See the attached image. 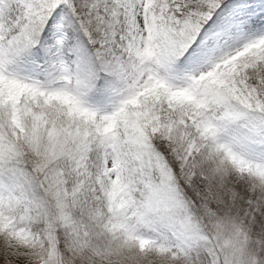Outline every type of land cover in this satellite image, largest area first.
<instances>
[{"label":"snow or ice","instance_id":"1","mask_svg":"<svg viewBox=\"0 0 264 264\" xmlns=\"http://www.w3.org/2000/svg\"><path fill=\"white\" fill-rule=\"evenodd\" d=\"M0 264H264V0H0Z\"/></svg>","mask_w":264,"mask_h":264}]
</instances>
